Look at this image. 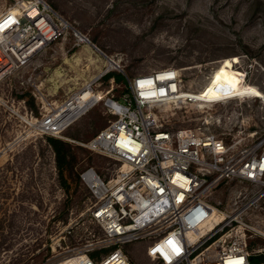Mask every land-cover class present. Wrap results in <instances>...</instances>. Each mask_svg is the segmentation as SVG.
<instances>
[{"label": "rangeland", "instance_id": "1", "mask_svg": "<svg viewBox=\"0 0 264 264\" xmlns=\"http://www.w3.org/2000/svg\"><path fill=\"white\" fill-rule=\"evenodd\" d=\"M44 1L69 25L65 34L0 79V264H44L99 236L89 217L95 199L80 174L93 167L107 177L112 166L86 146L112 119L104 99L59 133L40 127L87 82L123 102L128 78L172 67L181 91L199 101L156 106L163 127H202L227 143L264 140V0ZM13 2L0 0V12ZM106 58L118 67L98 77ZM47 137L69 145L64 180ZM248 184L221 182L208 199L228 211L234 192ZM244 219L264 231V204ZM249 247L264 248V237H250ZM142 248L124 246L138 264L146 262Z\"/></svg>", "mask_w": 264, "mask_h": 264}, {"label": "built area", "instance_id": "2", "mask_svg": "<svg viewBox=\"0 0 264 264\" xmlns=\"http://www.w3.org/2000/svg\"><path fill=\"white\" fill-rule=\"evenodd\" d=\"M68 26L44 0H14L0 12V79L42 54ZM126 81L123 102L104 98L90 81L40 121L50 131L59 107L84 102L62 131L102 99L112 116L86 144L112 162L108 176L93 167L80 174L95 199L89 217L99 236L44 264H138L124 249L137 242L145 264H252L259 249L249 247V238L264 237V231L244 215L264 204V140L227 143L202 127H163L156 106L176 97L193 100L181 91L175 68ZM227 180L249 184L234 192L230 210L221 211L208 195Z\"/></svg>", "mask_w": 264, "mask_h": 264}, {"label": "bare ground", "instance_id": "3", "mask_svg": "<svg viewBox=\"0 0 264 264\" xmlns=\"http://www.w3.org/2000/svg\"><path fill=\"white\" fill-rule=\"evenodd\" d=\"M80 38L82 39V40H84V38H83V36H80ZM107 59V61H106V63H107V65H108V67H106V68H117L118 67V64L117 63H114L113 61H111V59L110 58H106ZM119 69V68H118ZM60 74V73H59ZM109 91V90H108ZM248 92L251 94V96H254L253 94H255V93H257L255 90H253V89H251V90H248ZM186 93V92H185ZM246 93V92H245ZM189 96H191L192 98H193V102H196V101H199V97L198 96H195V95H193V94H191V93H187ZM231 94V93H230ZM98 95L100 96L101 94L100 93H98ZM73 103H74V101H72ZM186 103V100L185 99H183V98H172V99H168V100H166V101H164L163 103H161V104H159L158 105V109L160 110L162 107H164V106H174V107H176V108H180V105L181 104H185ZM64 105H66V103L64 104ZM63 105V106H64ZM84 105V102H76V103H74L73 105H68V106H66L65 108H62V107H59L58 108V110L61 108L62 110H59V111H62L61 112V114L57 117V119L58 118H60V116L62 115V114H65V116H64V118H65V120L62 122V123H60V124H58L57 123V120L53 123V125L52 126H49L50 127V131H52V132H56V133H59V131L61 130V128H62V124L63 123H65L66 121H67V118H68V120H69V118H70V116L73 114V113H75V112H77V110L81 107V106H83ZM58 107V106H57ZM58 125V126H57ZM60 127V129H57V128H59ZM42 129H44V128H42ZM57 129V130H56ZM220 216V215H219Z\"/></svg>", "mask_w": 264, "mask_h": 264}, {"label": "trees", "instance_id": "4", "mask_svg": "<svg viewBox=\"0 0 264 264\" xmlns=\"http://www.w3.org/2000/svg\"><path fill=\"white\" fill-rule=\"evenodd\" d=\"M46 139L55 153L56 165L59 170L61 179L64 180V171L66 164L68 163L67 153H68L69 145L67 144V142L59 138L47 137ZM262 252H260L261 254L253 253L250 256V262L252 264H264V253Z\"/></svg>", "mask_w": 264, "mask_h": 264}, {"label": "crops", "instance_id": "5", "mask_svg": "<svg viewBox=\"0 0 264 264\" xmlns=\"http://www.w3.org/2000/svg\"><path fill=\"white\" fill-rule=\"evenodd\" d=\"M259 250L255 251V253H260L262 252V250H264V248H258Z\"/></svg>", "mask_w": 264, "mask_h": 264}]
</instances>
